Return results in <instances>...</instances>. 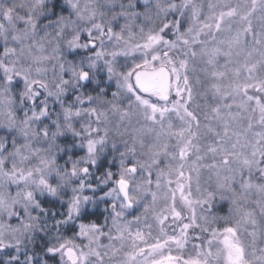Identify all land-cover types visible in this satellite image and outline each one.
I'll use <instances>...</instances> for the list:
<instances>
[{
  "label": "snow or ice",
  "instance_id": "1",
  "mask_svg": "<svg viewBox=\"0 0 264 264\" xmlns=\"http://www.w3.org/2000/svg\"><path fill=\"white\" fill-rule=\"evenodd\" d=\"M0 264H264V0H0Z\"/></svg>",
  "mask_w": 264,
  "mask_h": 264
}]
</instances>
